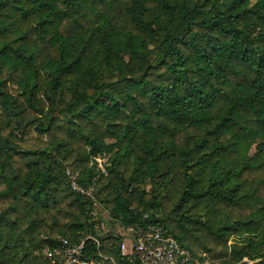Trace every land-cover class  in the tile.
Segmentation results:
<instances>
[{
  "label": "trees",
  "instance_id": "16d2710c",
  "mask_svg": "<svg viewBox=\"0 0 264 264\" xmlns=\"http://www.w3.org/2000/svg\"><path fill=\"white\" fill-rule=\"evenodd\" d=\"M70 177L123 227L264 264V0H0V264L96 235Z\"/></svg>",
  "mask_w": 264,
  "mask_h": 264
},
{
  "label": "built area",
  "instance_id": "2783aa9c",
  "mask_svg": "<svg viewBox=\"0 0 264 264\" xmlns=\"http://www.w3.org/2000/svg\"><path fill=\"white\" fill-rule=\"evenodd\" d=\"M109 158L106 153L93 156L90 166L96 172L106 174ZM69 184L74 192L90 200L93 210L99 205L93 190H85L72 177ZM91 216L92 221L99 220L93 211ZM123 228L133 233V242L116 238L109 246V249L116 250L115 254L101 252L99 238L103 235H100V227L95 223L93 231L97 232L96 235L87 231L78 243L61 238L54 248L45 251V255L49 264H208L206 254L191 253L153 223L142 222Z\"/></svg>",
  "mask_w": 264,
  "mask_h": 264
},
{
  "label": "rangeland",
  "instance_id": "374dc122",
  "mask_svg": "<svg viewBox=\"0 0 264 264\" xmlns=\"http://www.w3.org/2000/svg\"><path fill=\"white\" fill-rule=\"evenodd\" d=\"M93 212L96 214L98 219H101L100 235L110 233L115 238L122 239L124 242H133V233L124 229L119 221L111 218L105 210L102 211L101 206L94 207Z\"/></svg>",
  "mask_w": 264,
  "mask_h": 264
}]
</instances>
